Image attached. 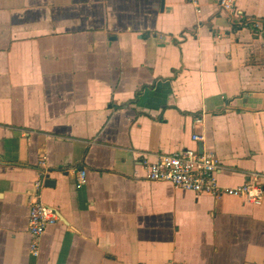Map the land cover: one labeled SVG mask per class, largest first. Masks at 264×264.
Returning <instances> with one entry per match:
<instances>
[{"label":"crops","instance_id":"0c3cea01","mask_svg":"<svg viewBox=\"0 0 264 264\" xmlns=\"http://www.w3.org/2000/svg\"><path fill=\"white\" fill-rule=\"evenodd\" d=\"M219 1L0 0V264H264V36ZM185 149L261 204L146 179ZM30 196L57 217L36 257Z\"/></svg>","mask_w":264,"mask_h":264},{"label":"built area","instance_id":"2783aa9c","mask_svg":"<svg viewBox=\"0 0 264 264\" xmlns=\"http://www.w3.org/2000/svg\"><path fill=\"white\" fill-rule=\"evenodd\" d=\"M221 11L229 14L232 25L253 26L255 33L264 36V19L251 20L243 18L240 12L234 11L232 0H220ZM194 141H201L202 137L193 136ZM146 179L151 182L169 183L175 189L189 190L194 193L208 194L217 199L222 197L241 198L248 203L259 206L262 202V188L256 176L252 181L238 187H222L216 178L220 169L219 159L210 152L198 153L197 150L185 149L167 155H159L153 163H144ZM74 172V171H71ZM78 187L86 183L83 170L77 172ZM42 179L33 184L40 189ZM57 221L55 212L40 202L39 197L30 196L29 213L27 218V232L30 236V252L38 255L39 240L44 231Z\"/></svg>","mask_w":264,"mask_h":264},{"label":"trees","instance_id":"16d2710c","mask_svg":"<svg viewBox=\"0 0 264 264\" xmlns=\"http://www.w3.org/2000/svg\"><path fill=\"white\" fill-rule=\"evenodd\" d=\"M231 27L233 28V30H239L241 28H245V27H240V26H237V25H232ZM246 29H249V30L254 31L253 26L251 24H248L247 27H246ZM138 95L139 94H137V96Z\"/></svg>","mask_w":264,"mask_h":264},{"label":"water","instance_id":"95a60500","mask_svg":"<svg viewBox=\"0 0 264 264\" xmlns=\"http://www.w3.org/2000/svg\"><path fill=\"white\" fill-rule=\"evenodd\" d=\"M198 153H202L201 151H198ZM53 181H50L49 179H46L45 181H43V186L47 187L48 185L52 184Z\"/></svg>","mask_w":264,"mask_h":264}]
</instances>
